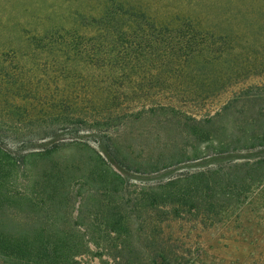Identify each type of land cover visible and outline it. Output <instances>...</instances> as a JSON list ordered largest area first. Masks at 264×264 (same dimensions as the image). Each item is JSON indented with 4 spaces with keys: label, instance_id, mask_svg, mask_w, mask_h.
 <instances>
[{
    "label": "rangeland",
    "instance_id": "1",
    "mask_svg": "<svg viewBox=\"0 0 264 264\" xmlns=\"http://www.w3.org/2000/svg\"><path fill=\"white\" fill-rule=\"evenodd\" d=\"M110 2L143 12L158 25L176 28L190 23L205 41H216L210 46L212 50L203 52V58L195 57L180 66L181 76L172 79L196 87L178 91L174 98L171 94L146 97L139 90L120 92V100L133 112L126 125L89 133L83 137L85 146L72 142V130H60L45 139V147H51L58 137L65 138L63 142L47 156L27 160L69 164L77 178L89 160H101L99 153L121 176L125 196L144 184L181 173L209 169L216 175V167L221 166L219 176L230 181L217 198L222 205L228 204L227 209L223 207L215 215L195 213L187 220H175L165 229L166 236L177 238L185 256L193 259L189 264H264V145L247 148L236 141L250 130L264 131V0H0V74H5L0 76V118L5 124L0 129L2 148L18 160L22 154L41 148L42 124L30 110V99L48 98L56 103L74 94L58 70L64 66L59 46H42L36 41L38 37L92 34L93 29L85 24L100 17ZM10 71L17 78L12 88L9 85L13 81L5 82L11 77ZM150 73L131 79L137 84L154 81L155 72ZM250 86L254 89L250 96L259 99L253 111L244 114L236 108L215 125L214 139L201 140L202 127L188 117L202 118ZM142 102L149 107L171 103L176 112L166 114L157 107L134 114ZM44 125L47 131L61 128L57 121L48 120ZM115 142L118 152L113 148ZM224 142H231L228 152L216 154ZM149 162L158 168L167 167L141 174L123 165L139 168ZM74 186L73 220L82 198L86 215L99 207L91 183L82 179L74 181ZM89 263L99 261L91 258Z\"/></svg>",
    "mask_w": 264,
    "mask_h": 264
},
{
    "label": "trees",
    "instance_id": "2",
    "mask_svg": "<svg viewBox=\"0 0 264 264\" xmlns=\"http://www.w3.org/2000/svg\"><path fill=\"white\" fill-rule=\"evenodd\" d=\"M85 25L93 29L92 34L36 40L42 46H59L64 66L58 70L67 81V89L74 93L57 104L48 98L30 99L29 105L33 102L30 110L42 124L41 148L22 154L18 160L2 148L0 141V264H90L91 258H97L99 264H189L192 257L185 256L177 238L166 236L165 229L171 222L187 220L195 213L207 216L218 214L223 207L227 209L228 204L222 205L217 198L222 195L223 185L230 181L219 176L221 166L216 167V175L209 169L181 173L144 184L125 196L121 176L99 153L96 154L101 160H89L88 167L77 178L69 164L52 165L47 160L27 159L43 158L63 142L65 138L58 137L51 147H45V139L60 130H72V142L85 146L87 140L83 137H89V133L126 125L133 112L120 100V92L139 90L146 97L171 94L174 98L178 91L196 87L172 79L181 76L180 66L195 57L203 58V52L212 50L210 46L216 41H205L190 23L176 28L158 25L143 12L112 2L104 7L100 17L91 18ZM152 71L154 81L147 79L144 84H137L131 79ZM10 74L5 82L13 81L9 85L12 88L17 78L14 71ZM250 93L254 94L253 86L234 94L202 118L188 117L202 127L201 140L214 139L215 125L236 108L244 110V114L253 111L254 102L259 99ZM146 103L142 102L134 114L157 107L166 114L176 112L171 103L150 107ZM47 119L57 121L61 128L47 131L44 125ZM114 121L117 122L113 124ZM4 125L0 118V129ZM241 131L245 134V127ZM250 131L236 141L247 148L263 146L264 131ZM230 144H220L216 154L228 152ZM113 145L116 152L120 151L116 142ZM123 165L141 174L167 167L158 168L151 162L139 168ZM234 167L238 168V164ZM82 179L95 188L99 207L86 215L82 198L73 220L72 205L77 198L74 181Z\"/></svg>",
    "mask_w": 264,
    "mask_h": 264
}]
</instances>
